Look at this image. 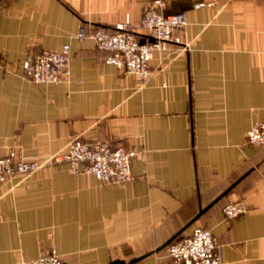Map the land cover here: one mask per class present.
<instances>
[{
	"label": "crops",
	"instance_id": "crops-1",
	"mask_svg": "<svg viewBox=\"0 0 264 264\" xmlns=\"http://www.w3.org/2000/svg\"><path fill=\"white\" fill-rule=\"evenodd\" d=\"M155 1L0 4V149L45 164L0 185V264L52 250L64 264H172L169 246L197 228L214 235L223 264H264V146L247 140L264 123V0H162L164 13H186L189 50L155 53L144 81L107 64L89 36L127 21L140 35ZM66 44L67 82L25 77L27 54ZM75 139L136 149L133 180L50 161ZM237 201L250 211L228 220Z\"/></svg>",
	"mask_w": 264,
	"mask_h": 264
},
{
	"label": "built area",
	"instance_id": "built-area-1",
	"mask_svg": "<svg viewBox=\"0 0 264 264\" xmlns=\"http://www.w3.org/2000/svg\"><path fill=\"white\" fill-rule=\"evenodd\" d=\"M209 5V4H208ZM205 3L195 7L203 8ZM162 0L153 2L144 12L139 35L127 21L115 28H97L89 37L99 50L108 53L106 63L116 66L126 74L135 75L147 81L151 77L150 65L154 54L168 52L172 47L177 51L189 50L184 31L188 25L186 13L166 15ZM81 27L76 38H87ZM71 46L66 44L60 51L44 50L27 54L23 69L25 77L36 84L54 85L67 82L70 77ZM249 144L264 146V123L258 122L247 134ZM138 156L136 149L123 146L112 147L108 142H83L75 139L70 142L67 152L57 154L51 162H68L74 175H91L103 183L127 184L133 180L132 163ZM44 163L25 156L16 149L3 152L0 149V185L17 177H30ZM249 208L244 201L227 205L223 212L228 220H235L247 213ZM172 264H223L221 250L211 231L197 228L191 236L175 241L168 248ZM18 264H64L55 250L42 257Z\"/></svg>",
	"mask_w": 264,
	"mask_h": 264
},
{
	"label": "water",
	"instance_id": "water-1",
	"mask_svg": "<svg viewBox=\"0 0 264 264\" xmlns=\"http://www.w3.org/2000/svg\"><path fill=\"white\" fill-rule=\"evenodd\" d=\"M4 0H0V4L3 2ZM177 13H181V12H176V13H165L166 15H170V14H177ZM110 264H126L125 262L122 261H114L111 262Z\"/></svg>",
	"mask_w": 264,
	"mask_h": 264
}]
</instances>
